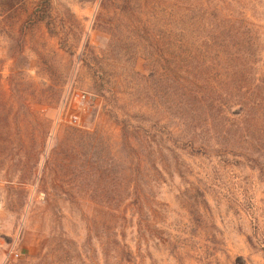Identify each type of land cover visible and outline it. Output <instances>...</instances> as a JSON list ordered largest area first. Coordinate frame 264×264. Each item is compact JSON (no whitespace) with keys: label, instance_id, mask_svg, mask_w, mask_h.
<instances>
[{"label":"rangeland","instance_id":"obj_1","mask_svg":"<svg viewBox=\"0 0 264 264\" xmlns=\"http://www.w3.org/2000/svg\"><path fill=\"white\" fill-rule=\"evenodd\" d=\"M0 264H264V0H0Z\"/></svg>","mask_w":264,"mask_h":264}]
</instances>
